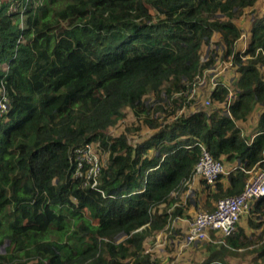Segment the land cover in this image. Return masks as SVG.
I'll return each instance as SVG.
<instances>
[{"label":"trees","instance_id":"obj_1","mask_svg":"<svg viewBox=\"0 0 264 264\" xmlns=\"http://www.w3.org/2000/svg\"><path fill=\"white\" fill-rule=\"evenodd\" d=\"M12 1L27 17L24 31L13 23L20 11L7 14ZM255 2L0 0V65L8 63L0 66V95L9 106L0 116V264H163L144 245L190 205L182 196L199 144L214 160L239 162L226 185L222 176L207 184L205 202L240 194L245 171L264 170V17L255 18L242 54L232 22ZM214 33L222 53L202 61ZM218 58L238 75L229 115L214 105L231 93L222 83L207 110L193 92L196 76ZM253 104L262 112L249 143L236 123ZM125 109L133 121L110 133ZM86 144L106 157L92 188L75 175L76 151ZM247 217L252 233L238 228L226 247L203 244L200 264L237 248L264 264V196Z\"/></svg>","mask_w":264,"mask_h":264},{"label":"built area","instance_id":"obj_2","mask_svg":"<svg viewBox=\"0 0 264 264\" xmlns=\"http://www.w3.org/2000/svg\"><path fill=\"white\" fill-rule=\"evenodd\" d=\"M205 72L208 74L210 73L209 87L213 90V88L216 87L219 82V77L216 80L217 74L213 72L212 68L205 70ZM193 92L196 94L195 89ZM209 94L210 93H208V95ZM204 103L208 106L210 104L209 100H206ZM7 110V98L4 94H1L0 116L5 114ZM225 113L229 115L227 110ZM199 147L200 155L198 161L193 168L190 179L186 183L188 187L185 193L186 197L191 191L188 183L193 179L200 178L206 184L213 185L220 176L225 174L223 164L220 161L214 160L203 145L199 144ZM76 154V177L84 178L87 182L86 184H89L91 188L95 187L96 178L101 167V162L99 159L100 149L98 144H86L82 148L78 149ZM85 166L86 168L83 170ZM254 168L255 167L245 172L249 174L251 171L255 170ZM263 196L264 170L257 169L249 176L244 185V189L240 194L217 200L212 212H197L194 214L191 220L187 221L188 231L185 233L184 237L186 243H212L224 245L223 239L233 235L235 226L239 221L241 214L244 212L247 213L254 201ZM169 212L170 210H167V213ZM212 232L218 234L220 238H217L215 234H212Z\"/></svg>","mask_w":264,"mask_h":264},{"label":"rangeland","instance_id":"obj_3","mask_svg":"<svg viewBox=\"0 0 264 264\" xmlns=\"http://www.w3.org/2000/svg\"><path fill=\"white\" fill-rule=\"evenodd\" d=\"M5 1V0H3ZM260 1V0H259ZM263 0H261L258 4L261 5V2ZM8 10L7 14H14L17 11L20 10H16V4L14 1L10 2L8 5ZM260 16H262V18L264 17V9H260L259 14L255 11H245L243 14H241L238 18H235L232 20L233 23H236L237 26L243 28L240 29L242 32V35L240 34L238 39L241 38L242 41V45L245 46L247 44L248 41V37L245 35V33H247V26L249 24L250 21H254L255 18H260ZM2 20H7L5 17L2 18ZM10 20H14V18L10 17ZM26 20L27 17L26 15H24L23 13V9H21L20 13H19V17L17 21H13V23L19 27L20 31H24L26 26ZM220 20H224V17L220 16ZM238 20V21H237ZM220 22V21H219ZM235 25V26H236ZM236 26V27H237ZM238 28V27H237ZM244 35V36H243ZM213 36V35H212ZM212 38V37H211ZM218 38V36L215 38V40ZM237 39V40H238ZM250 40V39H249ZM23 42V38L22 35H19L16 39V43H20ZM5 44V42H4ZM236 47V44H235ZM248 45L246 46L245 49H242L241 51H238L240 54L244 53L245 50L247 49ZM220 52L222 50L221 48H218ZM236 49V48H235ZM201 57H204V54H206L205 49L201 50ZM13 58V56H12ZM223 61L217 60L213 66H212V70L215 74H217L216 80L219 77V82L222 83L225 87L226 84H228V78L232 77L233 79L231 81H235L237 80V72L235 71L232 62L230 61H226V64H223ZM228 63V64H227ZM6 64H8L7 62H3V65H0L2 67V69H6ZM226 68L231 69L230 71H232V73H228L226 71ZM234 72V73H233ZM201 74L200 73L196 76V80H195V86L194 89L196 90V92H200L199 95V99H198V103L199 105H203L205 107V110L210 109L213 105L209 104L205 105V101L209 100V95L208 93L212 92V89H208V85H210L209 81H207V78H203L201 79ZM206 74V73H204ZM222 74H227L228 76H226L227 78H225L224 80L221 78V76H223ZM236 74V75H235ZM207 83V84H205ZM215 88V87H214ZM208 89V92H207ZM231 93L228 95L227 100H226V105H218V104H214L215 106H217L218 108L226 111L227 110V105L232 103V100H230V97H232L234 95V93L232 92V85H231ZM232 94V95H231ZM208 106V107H206ZM252 112L250 113V115L248 116V119L246 120L247 122L245 123L244 127L242 129H245L248 133V136H252V134L255 133L256 129H258L257 124L258 121L257 119L260 118V111L262 112V107L258 104H253L252 107ZM125 113V118L123 122H120L119 124L115 125L114 127L111 128V130L109 131L112 134H118L119 132H121V125L120 124H127L133 121V118L130 115V110L128 111L127 109L124 110ZM260 113V114H259ZM120 125V126H119ZM146 129H143L142 134H137L138 137H144L143 133L145 132ZM146 133V132H145ZM134 139H136L137 137H133ZM99 159L101 164L105 162L106 157L105 155H103L100 151L99 154ZM252 174V172L250 173V175ZM216 183V182H215ZM188 184H191V182H189ZM215 186V185H213ZM214 188V187H212ZM190 190L192 191V186L190 187ZM191 191L188 194L189 197L192 200V196L191 195ZM199 205L197 208L192 209V213H201V212H211L210 210V206H213L212 209H214V205L216 202H212L211 198H209V200H207L205 202V195L202 197V199L198 202ZM189 212V211H188ZM190 213V214H192ZM193 214V216H194ZM248 212L247 213H243L241 214L239 221L243 220V217H247ZM244 221V220H243ZM96 223V221H93V224ZM241 223V221L238 223V225ZM237 225V227H238ZM184 226H187L188 229V224L187 222H184ZM175 227L172 228H166L165 230L162 231V233H157L155 234L153 237H149L146 242H145V249L150 251L154 256H158L162 259V257H164L166 254L169 253L167 252H172L175 250V254H170L171 258H173L174 262L172 264H200L206 257V253L204 254L203 252V244L205 243H196L197 248H195V244H187L184 237H185V228H184V234L175 233ZM181 231V230H180ZM187 231V230H186ZM235 231V230H234ZM225 240V239H223ZM159 248H163V250L165 251V253L158 251ZM247 252V251H246ZM246 252H237V251H231V253H227L224 255V258L222 259L223 264H252L251 260H252V256L249 255ZM163 253V254H162ZM174 253V252H173ZM204 254V255H203ZM168 258V257H167ZM222 258V257H221ZM166 262V261H165Z\"/></svg>","mask_w":264,"mask_h":264},{"label":"crops","instance_id":"obj_4","mask_svg":"<svg viewBox=\"0 0 264 264\" xmlns=\"http://www.w3.org/2000/svg\"><path fill=\"white\" fill-rule=\"evenodd\" d=\"M261 1V0H260ZM259 0H256V2H255V4L253 5V7H250V8H247V9H245L244 11H243V13L245 12V11H255V13L257 12L258 14H259V12H260V9H264V0L261 2V5H259L258 6V4H259V2H260ZM242 13V14H243ZM260 18H262V16H260ZM238 21V20H237ZM253 22L254 21H250L249 22V24H248V26H247V33H245V35L248 37V41H247V44L245 45V46H243L242 45V41H241V38L240 39H238L237 40V42H236V51L238 52V51H241L242 49H245L246 48V46L248 45V43H249V39H250V32H251V28H252V24H253ZM235 25H236V23H234ZM237 26V25H236ZM238 28H240V29H242L243 30V28H241V27H239V26H237ZM241 31V30H240ZM241 35H242V32H241ZM218 36V38L215 40V38ZM244 36V35H243ZM220 41V35L219 34H217V33H214L213 34V36H212V38H211V40H210V42L208 43V45H206V46H204L202 49H205V51H206V54H204V57H206L208 54H211V55H214L215 53L216 54H218V56H220V54H221V51L220 52H218L219 51V49L218 48H221V46H219V44L220 43H218ZM218 60H219V58H218ZM228 61H230V60H228ZM223 64H226V62H224ZM228 64V63H227ZM231 69H229V68H226V71L228 72V73H232V71H230ZM201 73H203V74H201V79H203V78H207V81L206 82H208L209 81V75H210V73L208 74V73H206L205 72V70H203ZM204 73H206V74H204ZM234 73V72H233ZM223 76H221V78L224 80L225 78H227L226 76H228L227 74H222ZM236 75V74H235ZM229 77V76H228ZM233 78L232 77H229L228 78V84H226L227 85V88L230 90L231 89V80H232ZM205 84H207V83H205ZM208 89H210V87H209V85H208V87H207ZM208 89H207V92H208ZM231 91V90H230ZM196 94H198V96L200 95V92L198 91V92H196ZM260 113H261V111H260ZM259 113V114H260ZM257 121H258V124H257V127H258V125H259V122H260V119L258 118L257 119ZM247 121H244V122H237L236 123V125L238 126V128L240 129V131H241V133H240V137L241 138H243L246 142H251L252 140H253V138L255 137V135L257 134V129H256V131H255V133L254 134H252V136H248V133H247V131L245 130V129H242L243 127H244V125H245V123H246ZM222 164H223V167H224V170H225V174L224 175H222V177H220L219 178V180H218V183H220V184H227V176L231 173V172H233V170H235V168H237L238 166H239V162L238 161H232V162H227V161H222ZM252 169V168H251ZM250 169V170H251ZM255 170H257V168H254ZM255 170H253V171H255ZM253 171H251L252 173H253ZM249 176H250V173H249ZM192 186V193H191V195H193L192 196V200H191V198L189 197V195L186 197L185 195L184 196H182V203L185 205L186 204V202L188 201V203H190V205H188V203L186 204V205H188V207H186V206H184V209H185V211H184V213H183V216H182V218H175V219H173V220H171L170 222H169V224L165 227V229L166 228H172V227H175V230L177 231V229H178V232L179 233H181V234H184V228H185V233L188 231V229H187V226H184V222H187V221H189V220H191L192 219V217H193V214L194 213H192V209L191 208H193V209H195L194 208V200H196V202L198 203L201 199H202V197L205 195H207V192L205 191V189L207 188V184H205L204 183V181L203 180H201L200 178H195V179H193L192 181H191V184H189V188ZM206 187V188H205ZM210 189H212V187L211 188H209V190ZM209 190H207V191H209ZM213 202V201H212ZM198 205H199V203H198ZM211 208H210V210H212V208H213V206H210ZM209 210V211H210ZM189 211V212H188ZM213 211V210H212ZM190 213H192V214H190ZM180 219V220H179ZM241 219V218H240ZM244 220V221H243ZM243 220H240L241 221V223L238 225V223L240 222V221H238L237 222V224H236V226H235V231H234V233L237 231V229L238 228H242L244 231H245V234L247 235V236H249V234L250 233H252L251 232V230H249L248 229V227H247V220H248V217H243ZM237 225H238V227H237ZM164 229V230H165ZM181 230V231H180ZM187 230V231H186ZM178 232L176 233V234H178ZM160 233H162V232H160ZM233 233V234H234ZM212 234H215L214 232H212ZM214 236V235H213ZM215 236L218 238H220V236L218 235V234H215ZM197 244L195 243V248H197V246H196ZM217 244H212L211 245V247L210 248H212V249H217ZM250 249V248H249ZM158 251H160V252H163V253H165V251L163 250V248H159V250ZM175 251H178V250H175ZM175 251H172V252H167V253H169V256H171L170 254H175ZM205 251V249H204V246H203V252ZM234 251H239V252H246V249H244V248H237V249H235ZM174 252V253H173ZM162 253V254H163ZM207 254V252L205 251L204 252V254ZM203 254V255H204ZM168 256V254H166L164 257H162V261H163V264H165V261H168V260H170L171 259V261H173L174 262V260H173V258H171V257H169ZM168 257V258H167ZM172 262V263H173ZM204 262V260L201 262V263H203ZM171 263V264H172ZM208 264H223V261L221 260V261H210Z\"/></svg>","mask_w":264,"mask_h":264},{"label":"clouds","instance_id":"obj_5","mask_svg":"<svg viewBox=\"0 0 264 264\" xmlns=\"http://www.w3.org/2000/svg\"><path fill=\"white\" fill-rule=\"evenodd\" d=\"M211 40V39H210ZM210 42V41H209ZM221 53H222V50H221ZM205 59V57H201V60L203 61ZM227 87V85H226ZM230 91V90H229ZM9 107V106H8Z\"/></svg>","mask_w":264,"mask_h":264},{"label":"bare ground","instance_id":"obj_6","mask_svg":"<svg viewBox=\"0 0 264 264\" xmlns=\"http://www.w3.org/2000/svg\"><path fill=\"white\" fill-rule=\"evenodd\" d=\"M209 244H212V243H209ZM217 245H218V244H217ZM222 246H225V247H226L225 242H224V245H222Z\"/></svg>","mask_w":264,"mask_h":264},{"label":"water","instance_id":"obj_7","mask_svg":"<svg viewBox=\"0 0 264 264\" xmlns=\"http://www.w3.org/2000/svg\"><path fill=\"white\" fill-rule=\"evenodd\" d=\"M2 250H3V248H2Z\"/></svg>","mask_w":264,"mask_h":264}]
</instances>
